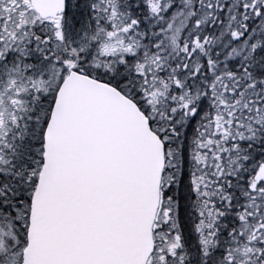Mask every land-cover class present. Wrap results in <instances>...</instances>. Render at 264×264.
<instances>
[{
  "label": "snow or ice",
  "instance_id": "obj_1",
  "mask_svg": "<svg viewBox=\"0 0 264 264\" xmlns=\"http://www.w3.org/2000/svg\"><path fill=\"white\" fill-rule=\"evenodd\" d=\"M0 264H264V0H0Z\"/></svg>",
  "mask_w": 264,
  "mask_h": 264
}]
</instances>
